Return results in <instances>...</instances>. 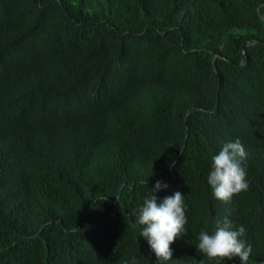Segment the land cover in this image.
Here are the masks:
<instances>
[{
	"label": "trees",
	"instance_id": "16d2710c",
	"mask_svg": "<svg viewBox=\"0 0 264 264\" xmlns=\"http://www.w3.org/2000/svg\"><path fill=\"white\" fill-rule=\"evenodd\" d=\"M157 180L184 195L170 261L137 223ZM217 217L264 264V0H0V264H243L196 247Z\"/></svg>",
	"mask_w": 264,
	"mask_h": 264
},
{
	"label": "clouds",
	"instance_id": "9594fccd",
	"mask_svg": "<svg viewBox=\"0 0 264 264\" xmlns=\"http://www.w3.org/2000/svg\"><path fill=\"white\" fill-rule=\"evenodd\" d=\"M246 156L241 141L236 139L224 144L219 153L211 157L212 170L208 174L207 182L217 199L228 202L233 195L248 189ZM168 187L169 185L161 180L155 182L152 187L153 194L144 200L137 220L138 225L142 226L140 236L147 239L158 259L163 261H170V245L178 236L187 232L185 225L188 223L183 203L184 195L179 191L162 201L158 200L156 193ZM213 224L211 233L204 230L200 232L196 246L198 250L209 258L239 257L243 264H247L252 247L241 239L246 233L245 227L241 225L237 230H232L226 217L223 220L215 218ZM130 264H137L135 257Z\"/></svg>",
	"mask_w": 264,
	"mask_h": 264
}]
</instances>
